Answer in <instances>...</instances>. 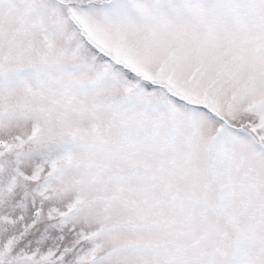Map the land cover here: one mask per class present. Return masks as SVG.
<instances>
[{"label":"snow or ice","instance_id":"6c2138e0","mask_svg":"<svg viewBox=\"0 0 264 264\" xmlns=\"http://www.w3.org/2000/svg\"><path fill=\"white\" fill-rule=\"evenodd\" d=\"M0 264H264V0H0Z\"/></svg>","mask_w":264,"mask_h":264}]
</instances>
